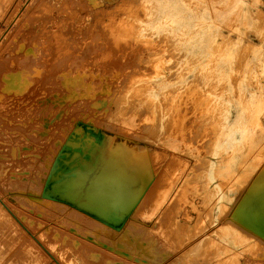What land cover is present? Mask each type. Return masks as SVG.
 <instances>
[{
    "label": "rangeland",
    "instance_id": "1",
    "mask_svg": "<svg viewBox=\"0 0 264 264\" xmlns=\"http://www.w3.org/2000/svg\"><path fill=\"white\" fill-rule=\"evenodd\" d=\"M13 1L15 5L18 4L19 6L14 15V19H8L9 13L4 12V9L8 6V1H1L4 7L2 11L0 10V79H2V75L7 72L22 70L26 72L25 74L27 75L28 82L23 86V90L20 93L0 97V118H2L0 121V136L3 135L0 137V230L4 232L2 238H6L7 245L10 247L8 258L4 263H2V259H0V264H32L30 261H34L33 264H62L55 253V243H57V241L61 242V238H63L65 242L76 240L80 242L79 244L82 246H84L83 243L88 242L86 240H88V236L90 237L91 234L94 240H96L94 236L96 230H94L92 225H88L91 222L87 223L85 220L81 221L76 219L73 212V208L83 200L84 190L90 182L85 186L83 191L81 190L82 193L81 191L79 192V197L75 199V202L71 203L73 197L76 196L75 192L73 195L71 194L67 197L66 194L63 197L61 191L60 194L56 196L57 198H47V200L55 199L56 201L61 200L59 196L66 198L53 209H49L50 207L46 205V198L40 196V201L39 197H33L30 193L39 195L38 189L41 185V177L43 178L44 175L47 174V169L49 172V167L54 161V159H51L53 151H58L57 154L63 151L62 145L64 142V146L68 144V147L70 145V147L72 149L74 147L73 150L76 151L75 156H73L75 159L73 158L72 160L74 161L72 162L74 168L71 167V170L73 171L75 169V171L68 175L69 178L67 175H64L60 185L63 183L66 184V182L68 183L72 180L69 182L70 184L76 177H79V174L76 173L78 168L79 170L83 168L81 171L86 170V175L89 174L88 177L94 174L91 177V181L94 179V176L96 178L99 175L98 178L101 185L99 188H94L96 190L102 189V187L105 186V184H103L105 181L117 179L115 173L121 171H118L115 167L117 165L116 159H112V163H110L109 166L106 163V156L103 157L105 152L104 147L106 148L107 146L105 144H108L107 141H110L112 135V138L116 141H126L128 144L130 143L129 145L132 148L134 146L136 150L145 149L154 154V160L156 159L155 163L157 165L156 173L153 175L154 178L152 177L149 186V188L153 186L151 200L149 204L140 211L136 218V226L140 228V234L137 239L141 247L139 246L138 249H135L136 251L129 248H126V250L130 252H142L146 249V252L143 251L145 255H142V257L148 260H143L141 258L138 261L139 264H215V260L223 255L227 245L232 242V236L230 237L227 233L225 234L217 223V225L213 224L214 226L212 228V224L210 223L211 218H213V216L216 218L219 212L225 211L226 209L233 212V215L242 212L246 214L254 208H264V175H262V173L264 174V170L259 172V175H256V180H254L256 177L254 176L252 180L254 182L251 181L252 183H249L248 186L245 185L247 183L246 179L251 177L250 175H254L256 163L260 157L264 156V0H105V2L104 0H97L96 5L90 3L88 0H50L51 2H49V0ZM39 2L43 4H39ZM114 4H119V8L116 7L118 11L116 9V11L112 10L113 7L115 8ZM61 5L64 8H62ZM111 5L113 6L109 7ZM65 6L70 10L65 9ZM71 7H73V9H71ZM99 10H101V13ZM106 10H111L110 13H112V11L114 13H112V15L108 14L109 12L107 11L106 13ZM92 11H96L97 14L94 12L95 14L92 16ZM34 12L36 13L34 14ZM98 12L100 14H98ZM31 16L35 18H33L34 21ZM39 16H45L44 18L42 17L43 21ZM46 16H48V18L50 16L51 19H45ZM259 17L262 18L260 19ZM29 20L32 22L29 23ZM44 21H47V23ZM43 23L44 25H42ZM89 24H91V30L87 29ZM59 25H62V28ZM67 26L68 29H66ZM59 28L60 30H57ZM62 29L63 33L61 32ZM55 30H57L58 33ZM46 31L47 33H45ZM64 31H67L65 35ZM69 32L73 34L71 33L70 35ZM21 33L25 35H21ZM149 37L150 39L152 37L151 42H149L150 39L148 41L146 40V38L148 39ZM113 38L114 40H112ZM142 38L144 41H142ZM13 40L15 42H13ZM122 40L126 43L129 41V43L126 44ZM145 41H147L148 44L152 43V47L153 41H155L154 50L151 49V45H148ZM130 42L133 45L132 47L130 46ZM142 42L144 44H142ZM137 43H139L138 46ZM160 43L162 46H159L161 50L158 48ZM242 43L244 45H242ZM22 44L26 46L24 47ZM108 46H110V49H108ZM128 46H130L132 50L130 47L128 48ZM139 46L143 47L142 49H144V51L141 50V48L139 49ZM28 47L32 48L33 51H31V49L28 50ZM135 47H138V50ZM155 47H157V49H155ZM145 48L153 52L149 51V53ZM48 50L49 52H47ZM60 52H63V55ZM134 53L136 56L135 58ZM7 54L8 56H5ZM34 56L40 57L37 59ZM137 56L142 62L138 60ZM4 58H7V60ZM76 58L80 59L76 60ZM143 58L147 63L142 60ZM22 59L23 62H21ZM56 59L58 61H56ZM71 61L74 64L70 63ZM3 62L6 63L4 64ZM53 64L54 66H52ZM68 65L70 66L68 67ZM146 65H148V67L151 66V68H146L147 70H151L147 71L145 68L143 69ZM171 65H173V67ZM134 66L137 67L135 68ZM145 70L147 73L144 72ZM149 71H151V73H149ZM140 72H142V74ZM74 76H78L79 79L77 83L72 84V79L69 78ZM134 76L136 78H134ZM1 82L0 80V83ZM55 82L57 85L54 84ZM186 84L187 86H185ZM59 85L61 87H59ZM78 85H80V87ZM179 86H182V88L177 89ZM72 87L81 90V92H90L92 95L82 96L80 98L73 97L75 99H71L72 105H75L77 100L80 102L77 104V106H79L76 110L73 111V109L72 112L68 109L70 108V101L67 96L64 98L67 101H58L56 105H54L55 102L51 100L55 98L58 99V96H62L63 98V96L67 94V90ZM173 90L174 92H170ZM182 90L184 92L183 95ZM105 93L106 95H104ZM167 95H171L172 98H169L170 96L167 97ZM108 96L110 99L114 98L111 99L114 105L110 103V108H106L105 110L102 109L101 106L93 105L94 109L91 111L89 104L92 105L93 100H97L96 103H98V101L100 102L104 97V99H107ZM180 97H184L183 101H181L182 98ZM99 98L101 99L99 100ZM48 99L50 100L48 101ZM203 99L204 102L207 100H209V102H206L205 105ZM107 100L111 102L109 99ZM185 100L187 101L185 102ZM82 101L83 103L81 104ZM9 102L11 104H9ZM165 103H167V106ZM200 104H203V106L200 107ZM84 105H87L89 108ZM118 105L120 110L116 111V109H119L117 108ZM188 105L191 107L188 108ZM123 106H125V109ZM180 107H182V110ZM58 110L63 114L56 118L55 112L58 113ZM138 110L142 112L140 113ZM84 111H86V113H84ZM69 113H72V115ZM65 117L69 118L65 119ZM188 117L189 120H186ZM61 118L63 119L61 120ZM201 118L204 120L202 119L201 121ZM46 119L51 120H48L50 124L46 123L48 122ZM90 119L92 120L90 121ZM190 119H193L194 122ZM43 121H45L44 125L42 124ZM185 121L189 122L184 123ZM190 121L192 122L191 124ZM72 123L75 124L72 125ZM142 123L143 125L140 128L139 124ZM198 123L199 126H197ZM204 123L210 126H206ZM45 124H48L47 127ZM81 124L85 127L83 129L85 133L89 132L88 134L83 133V125ZM92 125L95 127L93 128L94 130L92 128L88 130L87 128L92 127ZM201 125H205L206 128ZM146 127V130L143 129ZM19 128L21 129L19 130ZM54 128H57V130ZM173 128L174 130H171ZM200 129L203 132L199 133ZM105 131L107 133H104ZM70 133L71 135H69ZM73 133L78 134L75 135ZM80 133L84 138L86 136V138H91L92 136L91 139L94 138L93 141L91 139L81 138L79 135ZM199 134L203 137L199 136ZM68 135L70 137L72 136V146L69 144L70 137ZM88 135L91 136L88 137ZM105 136L107 138L105 139L106 142L100 143L98 140L103 141L102 139H104L103 137ZM65 137H69V139L67 138L68 141L66 139L67 144ZM79 137L80 142H77V140L79 141ZM185 137L188 138L186 139ZM96 138H98V140ZM74 141L75 144L77 142L76 145ZM191 141L193 142L191 143ZM206 142L208 143L206 144L207 148L206 145H203ZM78 143L82 145V147H80ZM88 143L92 148H89V145L86 146ZM44 145H46V147ZM83 145H85L86 149L88 147V151ZM202 145L203 147H199ZM120 146L121 145L116 149V155H122L124 153V156H126V149ZM122 146L124 145L122 144ZM260 146L262 147L260 148ZM79 147L85 150L81 149V152H77L76 148L80 149ZM183 147L185 148L183 149ZM166 148H168V150ZM205 148L207 150H205ZM91 149L93 150L91 151ZM256 149L258 150L255 152ZM56 151L54 152V158L56 157L55 155H57ZM251 152H253L254 155ZM84 153L90 155H85V157H83ZM169 153L171 155H169ZM173 154L175 155L174 157ZM115 157L119 158V156ZM175 157H177V159ZM85 158H87L86 161ZM169 158H171V161H174L171 163H174L175 166L172 164V167L170 166L171 169L168 171L166 168H169V165H167L170 163ZM178 158H182V161L180 159V161H178ZM83 161H85L84 165ZM175 161L178 163L175 164ZM203 162H206V164ZM163 164L168 167L166 166V168H164L165 166ZM88 165L90 168H88ZM119 166L120 165H118V167ZM162 167L165 170L160 171ZM262 168L264 169V166ZM246 171L248 172L246 173ZM111 172H115V175L107 177V174ZM185 172H187L186 175H184ZM243 172L248 176L246 177ZM75 173L77 176H74ZM168 174H170V178L167 176ZM236 174H238V176ZM70 175H73L75 178ZM12 176L16 178L12 179ZM20 176L23 177L21 178ZM236 176L241 179L238 178L237 181ZM27 177L30 181L24 180L28 179ZM260 177L263 178L260 179ZM44 179H46V175ZM80 184L76 185V191L80 188ZM26 185L28 187H26ZM247 188H251L253 191ZM240 189H244V196L240 197ZM257 191L260 192L258 193ZM245 196L248 198L252 196V200L244 199ZM93 200L94 199H92V201H87L89 204L91 203L90 206L95 208H92L95 210H92L96 213L95 215L92 211L88 214L94 221L101 220L100 218H102L103 221L101 220L98 222H102V224L104 223L105 225L109 218V224L106 225L111 224V227H113L112 224L118 226L122 224V226H124L123 221L120 222L121 220H118L117 222L119 224H117L116 221L113 222L112 220L114 219L102 210L107 205L105 206L104 204L103 206V204L94 202ZM166 201L168 203H166ZM111 207H113V209ZM111 207H106V209L113 212H122L121 214L124 216V210L121 211L120 209L119 211V208L114 205ZM98 209H100L99 211H101V213ZM90 214H93V217ZM97 215L98 217L100 216V218H94ZM238 219L239 216L234 218L236 222L242 221ZM251 220L252 219H250V223H253ZM261 222L264 221L262 220ZM152 226L153 228L155 227V230L151 228ZM247 227L251 228L250 226ZM247 227L243 226L244 229H249ZM210 228H212L213 231H218L216 233L209 231ZM161 233L165 236L166 234H170L172 238H176L173 241L171 236L167 239L168 236L165 238ZM153 235L155 237H153ZM78 236L80 238H78ZM169 239L172 240L169 241ZM176 239L179 243L178 245L182 246V249L188 244H192L193 241H195L194 247L196 248L198 246V248L188 256L181 257L179 254L181 258L177 256L178 259L175 258V261H169L167 259L169 258L167 257L169 255L168 253H171L174 249L172 246V249H168L167 247H169L170 244L177 246ZM101 240L104 243L113 245H115L117 241L115 238L111 240L112 243L104 238ZM248 242L249 241H244V244L247 245L244 247L245 249L249 248L250 244H248ZM31 245L38 248L39 254H37V256H35L37 250L31 247ZM92 245L90 246V250L96 255L93 256V260L98 261L95 262V264L99 262L102 263L99 256L103 257L105 255L104 264H111L109 261H106V259L111 258L113 255V257L121 258L120 255L116 254V256L115 253H110L111 248L107 245L103 244L99 247H94L95 244ZM230 245L232 244L230 243ZM102 246L106 247L103 248ZM122 248L124 250V247ZM160 253L161 256L164 255V258L160 256L164 261L157 259ZM149 255L154 256L157 260L152 257L150 258ZM193 255L203 259L205 258L206 261L196 262V259H193ZM132 261H130L132 264H136L135 260ZM90 264L94 263L91 262Z\"/></svg>",
    "mask_w": 264,
    "mask_h": 264
},
{
    "label": "bare ground",
    "instance_id": "2",
    "mask_svg": "<svg viewBox=\"0 0 264 264\" xmlns=\"http://www.w3.org/2000/svg\"><path fill=\"white\" fill-rule=\"evenodd\" d=\"M1 1H3V0H0V10L2 11L3 10V3L1 2ZM4 1H8V6L6 7V9H4V12H8L9 13V17H8V19H14V15H15V13H16V11H17V9H18V4H14V1L13 0H4ZM66 1V0H65ZM64 1V2H65ZM88 1H90V3H93L94 5H96V2H97V0H88ZM127 1V0H126ZM43 2V1H42ZM42 2H39V4L41 3V4H43ZM49 2H51L50 0H49ZM63 2V3H64ZM104 2H105V0H104ZM125 2V1H124ZM47 3V2H46ZM46 3H45V5H46ZM62 3V4H63ZM67 3H68V1H67ZM11 4V5H10ZM51 4V3H50ZM70 4V3H69ZM68 4V5H69ZM89 4V3H88ZM14 5H15V7H14ZM48 5H49V3H48ZM91 5V4H90ZM108 5V4H107ZM115 5V4H114ZM119 5V4H118ZM118 5L116 4L115 5V8L113 9L112 8V10H115L116 9V7H118ZM123 5V4H122ZM34 6V5H33ZM40 6V5H39ZM38 6V7H39ZM42 6V5H41ZM87 6H89V5H87ZM100 6V5H99ZM113 5H111V6H109V7H112ZM37 7V6H36ZM50 7V6H49ZM58 7V6H57ZM61 7H62V5H61ZM60 7V8H61ZM70 7V6H69ZM74 7V6H73ZM73 7H71V9H73ZM86 7V6H85ZM84 7V8H85ZM97 7V6H96ZM101 7H103V6H101ZM13 8V9H12ZM62 8H64V7H62ZM61 8V9H62ZM88 8V7H87ZM86 8V9H87ZM100 8V7H99ZM107 9H109L108 7H106ZM119 8V7H118ZM53 9H55V8H53ZM56 9H59V8H56ZM60 9V10H61ZM65 9H67V7L65 6ZM69 9V8H68ZM67 9V10H68ZM98 9V8H97ZM46 10H47V8H46ZM51 10V9H50ZM49 10V11H50ZM70 10V9H69ZM92 10V9H91ZM117 10V9H116ZM115 10V11H116ZM34 11V10H33ZM36 11V10H35ZM42 11V10H41ZM40 11V12H41ZM48 11V10H47ZM63 11V10H62ZM66 11V10H65ZM101 10H99V12H100ZM104 11V10H103ZM103 11H102V13H103ZM107 11L109 12L108 14H111L112 15V13H114L113 11H112V13H110V11L109 10H106V13H107ZM118 11V10H117ZM259 11H260V9H259ZM37 12V11H36ZM36 12H34V14L36 13ZM67 12H69V11H67ZM72 12V11H71ZM71 12H70V14H71ZM89 12V11H88ZM94 12H96V11H94ZM93 11H92V13H93V15L92 16H94V13ZM98 12V14H100ZM105 12V11H104ZM87 13V12H86ZM90 13H91V11H90ZM89 13V14H90ZM116 13V12H115ZM120 13V12H119ZM119 13H118V15H119ZM258 13H261V12H258ZM30 14H33V13H30ZM48 14V13H47ZM51 14V13H50ZM80 14V13H79ZM84 14V13H83ZM96 14H97V12H96ZM123 14V13H122ZM121 15V14H120ZM260 15V14H259ZM264 15V14H263ZM263 15H262V17H263ZM34 16V15H33ZM33 16H31L32 17V20L34 21V17ZM37 16V15H36ZM68 16V15H67ZM90 17H91V14L89 15ZM6 17V16H5ZM30 17V18H31ZM39 17H41V16H39ZM43 17V16H42ZM41 17V18H42ZM45 17V16H44ZM43 17V18H44ZM65 17V16H64ZM261 17V18H262ZM34 18V19H33ZM38 18V17H37ZM43 18H42V21H43ZM48 18V16H46V18L45 19H47ZM49 18H50V16H49ZM49 18H48V20H49ZM68 18V17H67ZM260 18V17H259ZM260 18V19H261ZM44 19V20H45ZM51 19V18H50ZM58 19V18H57ZM15 20H17V19H15ZM31 20V19H30ZM29 20V23L30 22H32V21H30ZM40 20V19H39ZM54 20V19H53ZM62 20V19H61ZM74 20V19H73ZM71 21V20H70ZM86 21V20H85ZM261 21V20H260ZM264 21V20H263ZM44 22H46L47 23V21H44ZM37 23V22H36ZM64 23V22H63ZM84 23V22H83ZM34 24V23H33ZM82 24V23H81ZM88 24V23H87ZM86 24V25H87ZM129 24V23H128ZM21 25V24H20ZM23 25V24H22ZM32 25V24H31ZM42 25H44V23L42 24ZM67 25H69V24H67ZM135 25V24H134ZM30 26V25H29ZM46 26V25H45ZM60 26V25H59ZM71 26V25H70ZM117 26V25H116ZM138 26V25H137ZM24 27V26H23ZM31 27H33V26H31ZM43 27V26H42ZM41 27V28H42ZM61 28H62V25L60 26ZM139 27V26H138ZM46 28V27H45ZM57 28H58V25H57ZM73 28V27H72ZM77 28V27H76ZM263 28V27H262ZM28 29V28H27ZM32 29V28H31ZM44 29V28H43ZM66 29H68V26H67V28ZM65 29V30H66ZM88 30H91V24H89L88 25V28H87ZM264 29V28H263ZM21 30V29H20ZM19 30V31H20ZM25 30V29H24ZM23 30V31H24ZM33 30V29H32ZM57 30H60V28L59 29H57ZM57 30H55L56 32H57ZM70 30V29H69ZM133 30H135V29H133ZM16 31V30H15ZM51 31V30H50ZM63 31V29L61 30V32ZM68 31V30H67ZM67 31H64V35H65V32H67ZM141 31V30H140ZM263 32V31H262ZM19 33V32H18ZM36 33H38V32H36ZM42 33V32H41ZM45 33H47V31L45 32ZM49 33V32H48ZM58 33V32H57ZM63 33V32H62ZM70 33V32H69ZM72 33V32H71ZM71 33H70V35H71ZM50 34H51V32H50ZM49 34V35H50ZM73 34V33H72ZM13 35V34H12ZM21 35H25V34H23V33H21ZM67 35V34H66ZM124 35V34H123ZM16 36H17V34H16ZM28 36V35H27ZM26 36V37H27ZM44 36V35H43ZM51 36V35H50ZM61 36V35H60ZM147 36V35H146ZM19 37V36H18ZM52 37V36H51ZM56 37V36H55ZM63 37V36H62ZM61 37V38H62ZM70 37H72V36H70ZM69 37V38H70ZM24 38V37H23ZM60 38V39H61ZM66 38V37H65ZM75 38V37H74ZM111 38V37H110ZM109 38V39H110ZM141 38V37H140ZM160 38V37H159ZM14 39V38H13ZM16 39V38H15ZM32 39V38H31ZM51 39H53V38H51ZM68 39V38H67ZM66 39V40H67ZM76 39V38H75ZM145 39V38H144ZM150 39V37L147 39L146 38V40L148 41ZM162 39V38H161ZM38 40H41V39H38ZM73 40V39H72ZM112 40H114V38L112 39ZM120 40V39H119ZM129 40V39H128ZM133 40V39H132ZM168 40H170V39H168ZM247 40V39H246ZM19 41V40H18ZM56 41H58V40H56ZM65 41V40H64ZM69 41V40H68ZM67 41V42H68ZM123 41V40H122ZM142 41H144L143 40V38H142ZM147 41H145V43L147 42ZM152 41V37H151V39L149 40V42H151ZM159 41V40H158ZM13 42H15L14 40H13ZM13 42H11V43H13ZM24 42V41H23ZM22 42V43H23ZM50 42H51V40H50ZM60 42V41H59ZM113 42H115V41H113ZM124 42V41H123ZM122 42V43H123ZM135 42H136V40H135ZM170 42V41H169ZM250 42V41H249ZM21 43V42H20ZM71 43H72V41H71ZM120 43V42H119ZM118 43V44H119ZM124 43H126V42H124ZM127 43H129V41L127 42ZM126 43V44H127ZM131 43V42H130ZM164 43V42H163ZM43 44V43H42ZM62 44V43H61ZM112 44V43H111ZM115 44V43H114ZM125 44V45H126ZM136 44V43H135ZM142 44H144L143 42H142ZM147 44H148V42H147ZM150 45L152 44V43H149ZM148 44V45H149ZM154 44H155V41H153V47H154ZM23 45V44H22ZM29 45V44H28ZM35 45H36V43H35ZM41 45V44H40ZM54 45V44H53ZM63 45V44H62ZM109 45H110V42H109ZM117 45V44H116ZM120 45H121V43H120ZM139 45V43H137V46ZM140 45H141V42H140ZM156 45H157V42H156ZM155 45V46H156ZM242 45H244L243 43H242ZM252 45V44H251ZM17 46V45H16ZM21 46V45H20ZM24 46V45H23ZM26 46V45H25ZM24 46V47H25ZM58 46H60V45H58ZM69 46V45H68ZM114 46V45H113ZM123 46H124V44H123ZM130 46L132 47L133 45H132V43L130 44ZM130 46H128V48L130 47ZM159 46H161V43H160V45H158V48H160V50H161V47H159ZM171 46V45H170ZM255 46V45H254ZM8 47H11V46H8ZM7 47V48H8ZM62 47V46H61ZM60 47V48H61ZM110 46H108V49H110L109 48ZM116 47H118V46H116ZM115 47V48H116ZM122 47V46H121ZM131 47H130V49H131ZM143 47H144V45H143ZM143 47H140L139 46V49L141 48V50H143L144 51V49H142ZM147 47V46H146ZM150 47H152V45L150 46ZM153 47L151 48V49H153ZM6 48V49H7ZM37 48V47H36ZM112 48V47H111ZM119 48V47H118ZM136 48V47H135ZM138 48V47H137ZM136 48V49H137ZM26 49V48H25ZM29 49H31V51H33L32 50V48H29L28 47V50ZM54 49V48H53ZM121 49V48H120ZM124 49V48H123ZM146 49V48H145ZM155 49H157V47H155ZM164 49V48H163ZM221 49V48H220ZM15 50V49H14ZM16 50H18V49H16ZM114 50V49H113ZM132 50V49H131ZM138 50V49H137ZM147 50V49H146ZM145 50V51H146ZM154 50V49H153ZM159 50V49H158ZM2 51V50H1ZM20 51V50H19ZM22 51V50H21ZM43 51V50H42ZM110 51V50H109ZM148 51V50H147ZM150 52L152 51V50H149ZM148 51V52H149ZM5 52V51H4ZM3 52V53H4ZM18 52V51H17ZM37 52H38V50H37ZM47 52H49V50L47 51ZM53 52V51H52ZM119 52V51H118ZM140 52H142V51H140ZM148 52H147V55H148ZM149 52V53H150ZM153 52V51H152ZM249 52V51H248ZM30 53V52H29ZM41 53V52H40ZM61 54L63 53V52H60ZM135 53H137V52H135ZM135 53H134V58L136 57L135 56ZM18 54V53H17ZM24 54V53H23ZM61 54H59V55H61ZM2 55V54H1ZM39 55H42V54H39ZM44 55V54H43ZM63 55V54H62ZM117 55V54H116ZM127 55V54H126ZM129 55H130V53H129ZM128 55V56H129ZM137 55H139V54H137ZM5 56H8V54L7 55H5ZM125 56V55H124ZM132 56V55H131ZM142 56V55H141ZM140 56V57H141ZM146 56V55H145ZM144 56V57H145ZM149 56V55H148ZM152 56V55H151ZM165 56V55H164ZM240 56V55H239ZM29 57V56H28ZM35 57V56H34ZM40 57V56H39ZM39 57H35V58H39ZM43 57V56H42ZM57 57V56H56ZM143 57V56H142ZM147 57V56H146ZM243 57V56H242ZM24 58V57H23ZM31 58V57H30ZM44 58V57H43ZM52 58V57H51ZM58 58V57H57ZM112 58V57H111ZM137 58H138V56H137ZM149 58H150V56H149ZM167 58V57H166ZM246 58V57H245ZM4 59H6L7 60V58H4ZM24 59H26V58H24ZM59 59V58H58ZM62 59V58H61ZM78 58H76V60H77ZM80 59V58H79ZM78 59V60H79ZM83 59V58H82ZM120 59H121V57H120ZM145 59H147V58H145ZM239 59V58H238ZM17 60V59H16ZM36 60V59H35ZM113 60V59H112ZM111 60V61H112ZM135 60V59H134ZM138 60L140 61V58H138ZM137 60V61H138ZM143 61H145L144 60V58L142 59ZM161 60V59H160ZM25 61V60H24ZM33 61V60H32ZM44 61V60H43ZM55 61V60H54ZM56 61H58L57 59H56ZM59 61H60V59H59ZM74 61V60H73ZM117 61V60H116ZM136 61V62H137ZM7 62V61H6ZM6 62H3L4 64L6 63ZM21 62H23V59L21 60ZM37 62V61H36ZM35 62V63H36ZM75 62V61H74ZM140 62H142V61H140ZM27 63V62H26ZM57 63V62H56ZM55 63V64H56ZM70 63H73L72 61L70 62ZM113 63V62H112ZM145 63H147L146 61H145ZM144 63V64H145ZM174 63V62H173ZM25 64V63H24ZM33 64V63H32ZM67 64H68V62H67ZM74 64V63H73ZM141 64V63H140ZM143 64V65H144ZM238 64V63H237ZM243 64V63H242ZM20 65V64H19ZM23 65V64H22ZM37 65V64H36ZM42 65V64H41ZM71 65V64H70ZM70 65H68V67L70 66ZM123 65V64H122ZM151 65H153V64H151ZM239 65V64H238ZM24 66V65H23ZM22 66V67H23ZM28 66V65H27ZM31 66V65H30ZM52 66H54V64L52 65ZM119 66H121V65H119ZM165 66V65H164ZM172 67H173V65H171ZM24 67H26V66H24ZM32 67V66H31ZM63 67V66H62ZM135 68L137 67V66H134ZM148 67V65H146V67H143V69L145 68H147ZM37 68V67H36ZM40 68V67H39ZM43 68V67H42ZM65 68V67H64ZM73 68V67H72ZM125 68V67H124ZM130 68H132V67H130ZM141 68V67H140ZM148 68H151V66L150 67H148ZM161 68H162V66H161ZM166 68V67H165ZM14 69V68H13ZM142 69V68H141ZM143 69H142V71H143ZM5 70V69H4ZM139 70V69H138ZM147 70V69H146ZM146 70L144 71V72H146ZM148 70H151V69H148ZM147 70V71H148ZM153 70V69H152ZM165 71V70H164ZM163 71V72H164ZM143 72V73H144ZM26 72L24 71H22V70H18V71H13V72H7V73H5V74H3L2 75V79H0L2 82L0 83V97H5V96H9V95H11V94H15V93H20L22 90H23V86L28 82V78H27V75L25 74ZM54 73H55V71H54ZM141 74H142V72H140ZM147 73V72H146ZM149 73H151V71H149ZM172 73V72H171ZM170 73V74H171ZM174 73V72H173ZM49 74V73H48ZM140 74V75H141ZM136 75V74H135ZM139 75V74H138ZM137 76V75H136ZM46 77V76H45ZM44 77V78H45ZM61 77V76H60ZM231 77H233V76H231ZM58 78V77H57ZM132 78H133V76H132ZM134 78H136L135 76H134ZM235 78V77H234ZM69 79H72V84H75V83H77V81H78V76H74V77H71V78H69ZM237 79V78H236ZM42 80H43V78H42ZM45 80H47V79H45ZM53 80V79H52ZM197 80H199V79H197ZM48 81V80H47ZM126 81H127V79H126ZM132 81H134V80H132ZM235 81V80H234ZM38 82V81H37ZM54 82V81H53ZM52 82V83H53ZM129 82V81H128ZM188 83V82H187ZM236 83V82H235ZM54 84H56V82L54 83ZM53 84V85H54ZM70 84V83H69ZM184 84V83H183ZM36 85V84H35ZM57 85V84H56ZM77 85V84H76ZM79 87H80V85H78ZM185 86H187V84L185 85ZM38 87V86H37ZM44 87V86H43ZM42 87V88H43ZM46 87H50V86H46ZM59 87H61L60 85H59ZM128 87V86H127ZM119 88V87H118ZM182 88V86H179L177 89H181ZM186 88V87H185ZM185 88H184V90H185ZM188 88V87H187ZM207 88V87H206ZM205 88V89H206ZM34 89V88H33ZM38 89V88H37ZM58 89V88H57ZM59 89H61V88H59ZM63 89V88H62ZM190 89H191V87H190ZM52 90H54V89H52ZM51 90V91H52ZM171 90V89H170ZM63 91V90H62ZM123 91V90H122ZM169 91V90H168ZM188 91V90H187ZM204 91V90H203ZM97 92V91H96ZM102 92V91H101ZM170 92H174V90L173 91H170ZM177 92H179V91H177ZM177 92H176V95H177ZM182 92H183V90H182ZM236 92V91H235ZM38 93V92H37ZM103 93H104V91H103ZM188 93V92H187ZM186 93V94H187ZM184 94V92L182 93V95ZM30 95V94H29ZM36 95V94H35ZM89 95H92L90 92H81V90H79V89H76V88H74V87H72L71 89H69V90H67V94H65L64 96H63V98H62V96H58L59 98L58 99H54V100H51V101H54L55 102V104L54 105H56V102H58V101H60V102H62V101H65L66 99H64V98H66L65 96H67V98L69 97V101H70V108H68L69 109V111L71 110V112H72V110L73 111H75L76 110V108L79 106H77V104L80 102L79 100H77V102H76V104L75 105H72V101H71V99H75L76 97L77 98H80V97H82V96H89ZM104 95H106V93L104 94ZM111 95V94H110ZM172 95V94H171ZM167 95V97L168 96H170L169 98H172V96H175V95ZM26 96V95H25ZM28 97V96H27ZM26 97V98H27ZM53 97V96H52ZM61 97V98H60ZM73 97H75V98H73ZM103 97V96H102ZM101 97V98H102ZM107 97V96H106ZM47 98V97H46ZM93 98V97H92ZM96 98V97H95ZM98 98V97H97ZM101 98H99V100L101 99ZM105 98V97H104ZM101 99V101L99 102L98 101V103H96V101H94L93 99V102H92V105H90L89 104V106L91 107L90 109H91V111L94 109V106L93 105H96V106H101L102 107V109H108V108H110L109 107V105H110V103H112L113 104V102H112V100L111 99H114V98H111L110 99V97L108 96V98L107 99H109L111 102H109L107 99ZM180 98H182V100L181 101H183V98L184 97H180ZM180 98H179V100H180ZM53 99V98H52ZM89 99V98H88ZM44 100V99H43ZM50 99H48V101H49ZM89 100H91V99H89ZM106 100V101H105ZM171 100V99H170ZM169 100V101H170ZM188 100V99H187ZM187 100H185V102L187 101ZM1 101V100H0ZM50 101V102H51ZM67 101V100H66ZM84 101H86V100H84ZM168 101V100H167ZM166 101V102H167ZM108 102V103H107ZM189 102V101H188ZM187 102V103H188ZM203 102H204V99H203ZM202 102V103H203ZM206 102H209V100H207ZM206 102H204V104L206 105ZM20 103V102H19ZM39 103V102H38ZM83 103V101L81 102V104ZM85 103V102H84ZM107 103V104H106ZM152 103V102H151ZM176 103V102H175ZM9 104H11L10 102H9ZM14 104V103H13ZM80 104V105H81ZM87 104V103H86ZM167 103H165V105H166ZM178 104H179V102H178ZM183 104V103H182ZM42 105V104H41ZM114 105V104H113ZM151 105V104H150ZM180 105H181V102H180ZM185 105H187V104H185ZM204 105V106H205ZM83 106V105H82ZM84 106H87V105H84ZM167 106V105H166ZM183 106V105H182ZM197 106H198V104H197ZM203 106V104H200V107H202ZM68 107V106H67ZM88 107V106H87ZM99 107H97V108H99ZM124 107V109H125V106H123ZM163 107V106H162ZM191 107V106H190ZM189 107V105H188V108H190ZM23 108V107H22ZM44 108V107H43ZM89 108V107H88ZM97 108H95V109H97ZM117 108H119V105L117 106ZM149 108V107H148ZM182 107H180V109H181ZM187 108V107H186ZM63 109V108H62ZM83 109H85V108H83ZM82 109V110H83ZM129 109H131V108H129ZM142 109V108H141ZM204 109V108H203ZM24 110V109H23ZM48 110V109H47ZM59 110H61V109H59ZM59 110H58V113L57 112H55L56 113V115H55V117L56 118H58V116L60 117L63 113L62 112H59ZM117 110H120V108L119 109H116V111ZM133 110V109H132ZM140 110V109H139ZM138 110V111H139ZM182 110V109H181ZM190 110H192V109H190ZM189 110V111H190ZM197 110V109H196ZM4 111V110H3ZM18 111V110H17ZM20 111V110H19ZM62 111V110H61ZM81 111V110H80ZM86 111H87V109H86ZM86 111H84V113H86ZM97 111V110H96ZM98 111H99V109H98ZM102 111V110H101ZM128 111V110H127ZM130 111V110H129ZM150 111H152V110H150ZM40 112V111H39ZM132 112V111H131ZM140 112V111H139ZM142 112V111H141ZM140 112V113H141ZM144 112V111H143ZM180 112H182V111H180ZM47 113V112H46ZM68 113V112H67ZM90 113V112H89ZM101 113V112H100ZM99 113V114H100ZM109 113V112H108ZM128 113V112H127ZM126 113V114H127ZM145 113V112H144ZM147 113V112H146ZM149 113V112H148ZM188 113V112H187ZM197 113V112H196ZM198 113H199V111H198ZM11 114V113H10ZM21 114V113H20ZM38 114V113H37ZM70 114V113H69ZM74 114V113H73ZM104 114V113H103ZM143 114V113H142ZM185 114H186V112H185ZM202 114V113H201ZM19 115V114H18ZM70 115H72V113L70 114ZM88 115V114H87ZM94 115V114H93ZM96 115V114H95ZM109 115V114H108ZM112 115H114V114H112ZM205 115V114H204ZM29 116V115H28ZM191 116V115H190ZM189 116V117H190ZM201 116V115H200ZM12 117V116H11ZM14 117V116H13ZM19 117V116H18ZM24 117V116H23ZM80 117H81V115H80ZM189 117L186 119V120H189ZM192 117V116H191ZM202 117V116H201ZM45 118V117H44ZM67 117H65V119H66ZM69 118V117H68ZM67 118V119H68ZM137 118V117H136ZM1 119L2 118H0V121H1ZM4 119V118H3ZM53 119H55V118H53ZM60 119V118H59ZM63 118H61V120H62ZM64 119V120H65ZM105 119V118H104ZM180 119V118H179ZM195 119V118H194ZM202 119L203 118H201V121H202ZM22 120V119H21ZM49 120V119H48ZM47 119H46V121H48ZM57 120V119H56ZM89 120V119H88ZM88 120H86V121H88ZM92 119H90V121H91ZM137 120V119H136ZM141 120H142V118H141ZM175 120V119H174ZM191 120V119H190ZM197 120V119H196ZM199 120V119H198ZM204 120V119H203ZM4 121V120H3ZM49 121H51V120H49ZM49 121L48 122H46V123H49ZM78 121H79V119H78ZM78 121H76V122H78ZM191 121H193V119L191 120ZM190 121V124L192 123ZM44 122L45 121H43V125H44ZM52 122H53V120H52ZM62 122V121H61ZM65 122H67V121H65ZM69 122V121H68ZM75 122V123H76ZM145 122V121H144ZM187 121H185L184 123H186ZM189 122V121H188ZM187 122V123H188ZM194 122V121H193ZM198 122H200V121H198ZM14 123V122H13ZM35 123V122H34ZM38 123V122H37ZM75 123H72V125L73 124H75ZM84 123V122H83ZM36 124V123H35ZM50 124V123H49ZM60 124V123H59ZM78 124V123H77ZM80 124V123H79ZM87 124V123H86ZM85 124V125H86ZM89 124V123H88ZM90 124H91V122H90ZM195 124V123H194ZM205 124V123H204ZM4 125H7V124H4ZM12 125V124H11ZM21 125V124H20ZM19 125V126H20ZM46 125V127H47V125L48 124H45ZM58 125V124H57ZM67 125H68V123H67ZM71 125V126H72ZM81 125H83V124H81ZM96 125V124H95ZM94 125V126H95ZM143 125V123L142 124H139V126H140V128H141V126ZM186 125V124H185ZM187 125H189V124H187ZM206 125V124H205ZM204 125V126H205ZM208 126H210L209 124H207ZM206 125V126H207ZM213 125V124H212ZM8 126V125H7ZM62 126V125H61ZM63 126H64V124H63ZM62 126V127H63ZM76 126V125H75ZM90 126V125H89ZM88 126V127H89ZM146 126V125H145ZM149 126H150V124H149ZM174 126V125H173ZM197 126H199V123H198V125ZM196 126V127H197ZM201 126H203V125H201ZM200 126V127H201ZM203 126V127H204ZM206 126H205V128H206ZM10 127V126H9ZM20 127H22V126H20ZM33 127V126H32ZM52 127V126H51ZM59 127V126H58ZM83 128H82V130L85 128L84 127V125L82 126ZM148 127V126H147ZM147 127L146 128H143V129H147ZM199 127V128H200ZM18 128V127H17ZM24 128V127H23ZM86 128H87V126H86ZM90 128H95V127H93V125H92V127H89V128H87L88 130L90 129ZM193 128L195 129V127H194V125H193ZM21 128H19V130H20ZM35 129V128H34ZM55 129V128H54ZM62 129H64V128H62ZM99 129V128H98ZM98 129H97V132H98ZM102 129V128H101ZM100 129V130H101ZM136 129V128H135ZM202 129H204V128H202ZM28 130V129H27ZM55 130H57V128L55 129ZM88 130H86V131H88ZM94 130V129H93ZM103 130V129H102ZM101 130V131H102ZM171 130H174V128L173 129H171ZM25 131V130H24ZM41 131V130H40ZM45 131H47V130H45ZM49 131V130H48ZM91 131V130H90ZM100 131V132H101ZM198 131V130H197ZM5 132V131H4ZM173 132V131H172ZM195 132V131H194ZM194 132H191V133H194ZM201 132H203V131H201V129H200V132L199 133H201ZM8 133H9V131H8ZM69 133V132H68ZM83 133H85V131L83 130ZM89 133V132H88ZM88 133H85V134H88ZM103 133V132H102ZM104 133H107L106 131L104 132ZM209 133V132H208ZM73 134H75V133H73ZM76 134H78V133H76ZM75 134V135H76ZM91 134H93V133H91ZM97 134V133H96ZM109 134V133H108ZM203 134V133H202ZM66 135H67V133H66ZM69 135H71V133L69 134ZM68 135V136H69ZM74 135V136H75ZM80 135V137L82 138L83 137V139H85L84 138V136H81V133L79 134ZM100 135V134H99ZM103 135V134H102ZM115 135V134H114ZM120 135V134H119ZM171 135V134H170ZM187 135V134H186ZM198 135V134H197ZM3 136V135H2ZM2 136H0V137H2ZM91 136V135H90ZM89 135H88V137H90ZM95 136V135H94ZM136 136V135H135ZM199 136H202V135H200L199 134ZM56 137V136H55ZM70 137V136H69ZM69 137H67L68 139H69ZM77 137V136H76ZM80 137H79V141L77 140V142H80ZM98 137V136H97ZM112 137H113V135H112ZM110 138V141H107L108 142V144H105V145H107L106 146V148L104 147V150H105V152H104V155H103V157L104 156H106V163L110 166V163H112V159L113 160H115L116 159V163H117V165L115 166L116 168H117V170L118 171H121V172H118V173H115V172H111V173H109V174H107L108 176L107 177H109V176H113V175H115L116 176V178L117 179H115V180H113V181H105L103 184H105V186H103L102 187V189H100V190H96V189H94V188H99L100 187V180H99V175L95 178V176H94V179H92V181H91V177L94 175H92V176H90V177H88L89 176V174L88 175H86L87 174V172H86V170H84V171H81L82 169H80L79 170V168H78V171L76 170V173L77 174H79V177H76V178H78V179H76L75 177H73V175L71 176V177H73V178H75V180H77V181H75L73 178H71V179H73L74 181L73 182H71L70 184H69V182L70 181H72V180H70L68 183L66 182V184H62V185H60V182H61V179H63L64 178V175H67V177L69 178V174H72V173H74L73 171H75V169L72 171L71 169L72 168H74L73 166H72V162H74V161H72L73 160V156H75V153H76V151L75 150H73L74 149V147H73V149L70 147V145H69V147L67 146L68 144H67V141H68V139L65 137V141H66V139H67V141H66V144L67 145H65L64 146V144H65V142H64V144L62 145L63 147V151H60L59 152V154H57V152L58 151H56V150H54L53 151V155H52V160L54 159V161L52 162V164H51V166L49 167V172H48V169L46 170L47 171V174H45L46 175V179H44V177H45V175H44V177L42 178L41 177V185H40V187H39V189H38V192H39V195L37 194V195H34V194H32V193H30L31 194V196H33V197H35V196H37V197H39V200H40V196H42L43 198H46V200H45V202L47 203H44V204H46L48 207H50L49 209H53V208H56L60 203H61V201H64L66 198H62V197H60L59 196V198H61V200H55V199H53V200H55V201H53V200H47V198H57L56 196H58V194H60V192L62 191V193H63V197H64V195H66L67 197L68 196H70L71 194L73 195L74 194V192H75V194H76V196H74L73 197V199L71 200V203L72 202H75V199L76 198H78L79 197V192L82 190L83 191V189L85 188V186L89 183V185L87 186V188L84 190L85 192H84V198H83V200H81L80 202H79V204L75 207V208H73V212H74V217L76 218V219H78V220H81V221H83V220H85L87 223L88 222H91L90 224H88V225H92V227L94 228V230H96V234L94 235L95 236V239L96 240H94V238H93V236H92V234H91V236L89 237L88 236V240H86V241H88L87 243H83L84 244V246H82V245H80L79 243L80 242H78V241H76V240H70L69 242L67 241V242H65L64 241V239L63 238H61V242H59V241H57V243H55V253H56V255H57V257H58V259H59V261L62 263V264H70V263H72V264H90L91 262L92 263H94L95 264V262H98V261H95V260H93V256H96V255H94V253H92L91 252V250H90V246L93 244L94 245V247H99V246H101V245H107V246H109L110 248H111V251H110V253H115V255L117 254V255H120V257L121 258H118V257H111V258H108V257H106V258H108V259H106V261H109L111 264H132L130 261H132V260H135V262H136V264H139L138 263V261H139V259H143V260H148V259H145L144 257H142V255L144 256L145 255V253L144 252H146L145 250H143L142 252H130V251H128V250H126V248L128 249H132V250H135V249H138L139 248V246H140V243H139V241H138V236H139V234H140V228L139 227H137L136 226V218H137V216H138V214L140 213V211L143 209V208H145L148 204H149V202H150V200H151V196H152V193H153V190H152V188H153V186H151L150 188H149V186H150V181H151V179H152V177H153V175L156 173V170H157V165H156V163H155V160H154V154H152V153H150L149 151H147V150H145V149H139V150H136L135 148H134V146H133V148L126 142V141H121V140H118V141H116L115 139H113V138ZM164 137V136H163ZM189 137V136H188ZM187 137V138H188ZM191 137V136H190ZM203 137V136H202ZM4 138V137H3ZM14 138V137H13ZM71 138H72V136L70 137V143L69 144H71ZM91 138H92V136H91ZM91 138H86V139H91ZM104 139H102L103 141H101V140H98V138H96L98 141H100V143L101 142H103V143H105L106 142V140L105 139H107L106 138V136L105 137H103ZM175 138V137H174ZM186 138V137H185ZM186 138V139H187ZM198 138V137H197ZM197 138H196V140H197ZM207 138V137H206ZM251 138V137H250ZM8 139V138H7ZM38 139V138H37ZM41 139H43V138H41ZM94 139V138H93ZM93 139H91L92 141H93ZM95 139V140H96ZM162 139V138H161ZM176 139V138H175ZM178 139H180V138H178ZM199 139V138H198ZM39 140V139H38ZM45 140V139H44ZM51 140H52V138H51ZM91 140H90V142H91ZM194 140H195V138H194ZM205 140V139H204ZM34 141H37V140H34ZM40 141H42V140H40ZM64 141V140H63ZM82 141V140H81ZM83 141H85V140H83ZM87 141V140H86ZM97 141V142H98ZM105 141V142H104ZM187 141V140H186ZM203 141V140H202ZM206 141V140H205ZM250 141V140H249ZM249 141H247V142H249ZM20 142V141H19ZM21 142L23 143V141L21 140ZM24 142H25V140H24ZM44 142V141H43ZM77 142H76V144H77ZM193 141H191V143H192ZM204 142V141H203ZM40 143H42V142H40ZM73 143V142H72ZM81 143H83V142H81ZM99 143V144H100ZM195 143V142H194ZM198 143V142H197ZM196 143V144H197ZM201 143V142H200ZM245 143V142H244ZM19 144V143H18ZM51 144V143H50ZM74 144H75V141H74ZM75 144V145H76ZM79 144V143H78ZM91 144V143H90ZM112 144V145H111ZM122 144L124 145V146H122ZM182 144V143H181ZM180 144V145H181ZM199 144V143H198ZM197 144V145H198ZM203 144V143H202ZM206 144H208L207 142L206 143H204L203 145H206ZM24 145V144H23ZM40 145V144H39ZM42 145V144H41ZM80 145V144H79ZM78 145V146H79ZM89 145V143L86 145V146H88ZM91 145H94L93 143L91 144ZM104 145V144H103ZM111 145V146H110ZM119 145H121L120 147H123L124 149H126V156H124V153L122 154V155H116V149H117V147L119 146ZM193 145V144H192ZM203 145L202 146H199V147H203ZM262 145V144H261ZM12 146V145H11ZM45 147H46V145H44ZM71 146H72V144H71ZM74 146V145H73ZM84 146V148H85V145H83ZM96 146V145H95ZM98 146V145H97ZM162 146V145H161ZM263 146V145H262ZM262 146H260V148L262 147ZM42 147V146H41ZM76 147V146H75ZM80 147H82V145H80ZM79 147V148H80ZM102 147V146H101ZM139 147V146H138ZM264 147V146H263ZM13 148V147H12ZM78 148V147H77ZM76 148V150H77V152H81V149L82 150H85L84 148H80V149H77ZM89 148H92V146L90 147V145H89ZM165 148V147H164ZM185 147H183V149H184ZM206 148H207V145H206ZM205 148V150H207ZM260 148H258V149H260ZM46 149V148H45ZM53 149V148H52ZM61 149V148H60ZM87 149H88V147H87ZM86 149V150H87ZM167 150H168V148H166ZM202 149V148H201ZM200 149V150H201ZM249 149H250V147H249ZM249 149H247V150H249ZM258 149H256L255 150V152L258 150ZM12 150V149H11ZM39 150V149H38ZM43 150V149H42ZM93 149H91V151H92ZM122 150V149H121ZM14 151V150H13ZM26 151V150H25ZM56 151V154L58 155H55L56 157L54 158V152ZM88 151V150H87ZM86 151V152H87ZM170 151H172V150H170ZM8 152V151H7ZM43 152V151H42ZM85 152V151H84ZM123 152V151H122ZM174 152V151H173ZM176 152V151H175ZM178 152V151H177ZM195 152V151H194ZM203 152H204V150H203ZM245 152H246V150H245ZM248 152V151H247ZM4 153V152H3ZM44 153H45V151H44ZM89 153V152H88ZM167 153V152H166ZM179 153V152H178ZM198 153V152H197ZM243 153V152H242ZM253 155H254V153L253 152H251ZM251 153H249V154H251ZM13 154H14V152H13ZM42 154V153H41ZM189 154V153H188ZM1 155H3V154H1ZM76 155H78V154H76ZM80 155V154H79ZM85 155H87L86 153H84V156L83 157H85ZM90 155V154H89ZM89 155H87V156H89ZM92 155H93V153H92ZM169 155H171L170 153H169ZM184 155V154H183ZM187 155V154H186ZM185 155V156H186ZM264 155V154H263ZM5 156H6V154H5ZM13 156V155H12ZM115 156H119V158H117V157H115ZM175 155L173 154V157H174ZM188 156V155H187ZM250 156V155H249ZM252 156V155H251ZM262 156V155H261ZM8 157V156H7ZM169 157H172V156H169ZM172 157V158H173ZM188 157H190V156H188ZM197 157V156H196ZM241 157V156H240ZM239 157V158H240ZM48 158V157H47ZM78 158V157H77ZM87 158H89V157H87ZM87 158H85V161H86V159ZM157 158V157H156ZM165 158V157H164ZM176 159H177V157H175ZM174 158V159H175ZM238 158V159H239ZM75 159V158H74ZM170 159V163L169 164H167V162H169V161H167V160H169ZM169 159H167L166 161V164L167 165H169V168H166V166L164 167V168H166V169H168V171L171 169L170 168V166L173 164L174 165V163H171V162H174V161H171V158H169ZM180 158H178V161H180L179 160ZM191 159V158H190ZM201 159V158H200ZM203 159V158H202ZM253 159V158H252ZM23 160V159H22ZM48 160V159H47ZM84 160V159H83ZM257 160H258V158H257ZM78 161V160H77ZM80 161V160H79ZM85 161H83V165H84V162ZM88 161V160H87ZM182 161V160H181ZM194 161H197V160H194ZM201 161V160H200ZM51 162V161H50ZM76 162V161H75ZM163 162V161H162ZM176 163L175 164H177L178 162L177 161H175ZM192 162V161H191ZM79 163V162H78ZM185 163V162H184ZM198 163V162H197ZM196 163V164H197ZM204 163V162H203ZM77 164V163H76ZM102 164V163H101ZM181 164V163H180ZM180 164H179V166H180ZM182 164H183V162H182ZM181 164V165H182ZM204 164H206V162L204 163ZM240 164V163H239ZM49 165V164H48ZM80 165V164H79ZM118 165H120L119 167H118ZM162 165V166H163ZM195 165V164H194ZM237 165V164H236ZM242 165V164H241ZM76 166V165H75ZM78 166V165H77ZM85 166H86V163H85ZM113 166H114V164H113ZM175 166V165H174ZM198 166H199V163H198ZM264 166V156H262V157H260V159L258 160V162L256 163V165H255V171H254V175L252 176V175H250L251 177H249V178H247L246 180H247V183L245 184L246 186H248L249 185V183H252V182H254V181H252L253 180V178H254V176H256V175H259V172H261V171H263L264 169L262 168ZM72 167V168H71ZM83 167V166H82ZM168 167V166H167ZM172 167V166H171ZM178 167V166H177ZM182 167V166H181ZM187 167V166H186ZM200 167V166H199ZM77 168V167H76ZM81 168V167H80ZM88 168H90L89 167V165H88ZM163 168V167H162ZM161 168V170L160 171H162V170H165L164 168L162 169ZM188 168V167H187ZM196 168V167H195ZM211 168V167H210ZM173 169V168H172ZM188 169H190V168H188ZM34 170V169H33ZM175 171H176V169H175ZM193 171H195V170H193ZM251 171V170H250ZM10 172V171H9ZM13 172V171H12ZM177 172H178V170H177ZM242 172V171H241ZM248 171H246V173H247ZM3 173H4V171H3ZM7 173V172H6ZM20 173V172H19ZM34 173V172H33ZM46 173V172H45ZM76 173L74 174V176H77L76 175ZM115 173V174H114ZM166 173H168V172H166ZM191 173V172H190ZM237 173V172H236ZM244 173V172H243ZM242 173V174H243ZM246 173H244L245 174V176L247 177L248 175H246ZM12 174V173H11ZM23 174V173H22ZM35 174V173H34ZM160 174V173H159ZM175 174H176V172H175ZM187 174V172H185L184 173V175H186ZM231 174V173H230ZM241 174V173H240ZM239 174V175H240ZM244 174H243V176H244ZM252 174V173H251ZM10 175V174H9ZM8 175V176H9ZM19 175V174H18ZM18 175H15V176H18ZM169 175L170 174H168L167 176L169 177ZM189 175V174H188ZM237 176H238V174H236ZM262 175H264L263 173H262ZM261 175V176H262ZM24 176L26 177V175L24 174ZM162 176V175H161ZM183 176V175H182ZM235 176V175H234ZM237 176H236V178H237ZM242 176V177H243ZM19 177V176H18ZM21 177V176H20ZM23 177V176H22ZM21 177V178H22ZM24 177V178H25ZM67 177H66V181H67ZM87 177V178H86ZM241 177V176H240ZM12 179H15L16 177H14V176H12L11 177ZM28 178V177H27ZM86 178V179H85ZM154 178V177H153ZM170 178V177H169ZM234 178V177H233ZM239 178V177H238ZM238 178H237V181H238ZM244 178V177H243ZM256 178H257V176L254 178V180H256ZM263 178V177H262ZM261 177H260V179H262ZM12 179H10V180H12ZM32 179V178H31ZM35 179V178H34ZM180 179H182V178H180ZM232 179V178H231ZM239 179H241V178H239ZM8 180V179H7ZM9 180V181H10ZM24 180H27V181H30L29 180V178L28 179H24ZM45 180V181H44ZM225 180V179H224ZM228 180V179H227ZM65 181V180H64ZM81 181V182H80ZM201 181V180H200ZM232 181V180H231ZM243 181V180H242ZM241 181V182H242ZM252 181V182H251ZM22 182V181H21ZM33 182V181H32ZM34 182H35V180H34ZM63 182V181H62ZM87 182V183H86ZM192 182V181H191ZM199 182V181H198ZM222 182V181H221ZM246 182V181H245ZM257 182V181H256ZM24 183V182H23ZM31 183V182H30ZM81 183V184H80ZM182 183V182H181ZM200 183V182H199ZM227 183V182H226ZM230 183V182H229ZM239 183V182H238ZM38 184V183H37ZM44 184V185H43ZM69 184V185H68ZM80 184V188L79 189H77V191H76V185H79ZM177 184H179V183H177ZM22 185V184H21ZM31 185V184H30ZM36 185V184H35ZM58 185H59V189H58ZM67 185V186H66ZM201 185V184H200ZM20 186V185H19ZM38 186V185H37ZM243 186V185H242ZM253 186V185H252ZM26 187H28L27 185H26ZM31 187V186H30ZM198 187H199V185H198ZM233 188V187H232ZM237 188V187H236ZM30 189V188H29ZM36 189V190H37ZM61 189V190H60ZM200 189V188H199ZM246 189V188H245ZM248 190H250L251 188H247ZM179 190V189H178ZM203 190V189H202ZM234 190V189H233ZM241 190V189H240ZM252 190V189H251ZM255 190V189H254ZM262 190V189H261ZM41 191H42V193H41ZM82 191H81V193H82ZM238 191V190H237ZM243 191H244V189L243 190H241V192H240V197L241 196H244V193H243ZM246 191V190H245ZM253 191V190H252ZM28 192V191H27ZM174 192V191H173ZM248 192V191H247ZM258 193L260 192V191H257ZM263 192V191H262ZM40 193H41V195H40ZM177 193V192H176ZM256 194V193H255ZM261 194V193H260ZM263 194V193H262ZM238 195V194H237ZM28 196V195H27ZM30 196V197H31ZM62 196V195H61ZM65 196V197H66ZM236 196V195H235ZM254 196H256V195H254ZM258 196V195H257ZM260 196V195H259ZM252 197V196H251ZM251 197H244V199H250V200H252L251 199ZM94 199L93 201L94 202H98V203H101V204H103V206H104V204H105V206L106 207H111V206H116L117 208H119V211H120V209H121V211L122 210H124V212H125V214H124V216L121 214V213H119V212H113V211H110V210H108V209H106V207L104 208V209H102L106 214H108L112 219H114V220H112L113 222H117L118 220H121L120 222H124V226H122V224H119L118 222H117V224H119L120 226H118V225H113L112 224V226L113 227H111V224L110 225H106V224H109L108 223V219H107V223L104 225V223L102 224V222H98V221H103V219L102 218H100V216L98 217V215L97 216H95L94 218H100L101 220H98V219H95V220H98V221H94L88 214L89 213H91V211L93 210L92 208H94L93 206H90V204L88 203V201H92V199ZM174 198V197H173ZM234 198V197H233ZM236 198V197H235ZM257 198V197H256ZM81 199V198H80ZM200 199V198H199ZM43 200V199H42ZM88 200V201H87ZM233 200V199H232ZM237 200V199H236ZM249 200V201H250ZM12 201H14V200H12ZM41 201V200H40ZM84 201V202H83ZM168 201V200H167ZM166 201V203H168ZM230 201V200H229ZM200 202V201H199ZM220 202V201H219ZM226 202V201H225ZM256 202H257V200H256ZM262 202V201H261ZM166 203H165V206H166ZM247 203V202H246ZM43 204V203H42ZM88 204H89V206H88ZM108 204H109V206H108ZM254 204V203H253ZM262 204V203H261ZM111 205V206H110ZM226 206H227V204H226ZM229 206H230V204H229ZM228 206V207H229ZM236 206H237V204H236ZM256 206H257V204H256ZM41 207V206H40ZM164 207V206H163ZM162 207V208H163ZM201 207V206H200ZM254 207V206H253ZM42 208V207H41ZM112 209H113V207H111ZM161 208V209H162ZM186 208H188V207H186ZM185 208V209H186ZM235 208V207H234ZM95 209V208H94ZM226 209V208H225ZM229 209V208H228ZM96 210H97V207H96ZM100 209H98V211H99ZM117 210V209H116ZM187 210H189V209H187ZM186 210V211H187ZM93 211H95V210H93ZM92 211V212H93ZM118 211V210H117ZM185 211V210H184ZM100 213H101V211H99ZM123 212V213H124ZM183 212V211H182ZM94 213V212H93ZM161 213V212H160ZM159 213V214H160ZM189 213V212H188ZM203 213V212H202ZM232 213L233 212H231V211H229V210H225V211H221V212H219L218 214H217V216H216V218H214L215 216H213V218H211V224H212V228H213V226L217 223L218 225H220V227H221V230H223L224 232H225V234L227 233L231 238H232V242H230L232 245H230V243L227 245V247L225 248V251L223 252V255L221 256V257H219L218 259H216L215 260V264H264V222H261L262 220L264 221V208L263 209H256V208H254L253 210H250V212L249 213H246V214H243V212L242 213H235V214H233L232 215ZM96 213H94V215H95ZM104 214V213H103ZM159 214H158V216H159ZM196 214V213H195ZM90 215H92V217H93V214H90ZM101 215V214H100ZM187 215V214H186ZM156 216V215H155ZM182 216V215H181ZM239 216V219H241L242 221H235L234 220V218L235 217H238ZM241 216H243V217H241ZM101 217H104V216H101ZM107 217V216H106ZM178 217V216H177ZM193 217V216H192ZM224 217H225V219H224ZM154 218H156V217H154ZM238 219V220H239ZM250 219H252L251 220V222H253V223H250ZM106 220V219H105ZM191 220V219H190ZM111 221V222H112ZM143 221V220H142ZM183 221V220H182ZM216 221V222H215ZM109 222H110V220H109ZM145 222V221H144ZM156 223V222H155ZM187 223V222H186ZM101 224V225H100ZM116 224V223H115ZM150 224V223H149ZM214 224V225H213ZM216 224V225H217ZM94 225V226H93ZM144 225V224H143ZM243 226H250L251 228H249V227H247V228H249V229H244L243 228ZM145 227V226H144ZM161 227V226H160ZM90 228V227H89ZM88 228V229H89ZM92 228V229H93ZM150 228V227H149ZM151 228H153V226L151 227ZM158 228V227H157ZM212 228H210L209 229V231H213V229ZM154 230H155V227L153 228ZM160 229V228H159ZM90 230V229H89ZM142 230V229H141ZM146 230V229H145ZM149 230V229H148ZM147 231V230H146ZM158 231V230H157ZM156 231V232H157ZM161 231V230H160ZM208 231V232H209ZM218 231V230H217ZM217 231H213V232H217ZM0 232H1V230H0ZM70 232V231H69ZM155 232V233H156ZM159 232V231H158ZM93 233V232H92ZM146 233V232H145ZM148 233H150V232H148ZM151 233H153V232H151ZM160 233V232H159ZM162 233H163V230H162ZM161 233V235H164V234H162ZM3 234H4V232H1L0 233V259H2V263H4L5 262V260L8 258V256H9V254H8V251H9V248L10 247H8V245H7V242H6V238H2L3 237ZM71 234V233H70ZM147 234V233H146ZM154 234V233H153ZM166 234V233H165ZM88 235H90V234H88ZM145 235V234H144ZM234 235V236H233ZM117 236H120V237H117ZM165 236V235H164ZM168 236V237H167ZM169 236H171L170 234H166V236H165V238L167 237V239L169 238ZM153 237H155L154 235H153ZM78 238H80L79 236H78ZM106 239V240H109V241H111V240H113V238H115L117 241H116V244L115 245H113V244H107V243H104L101 239ZM171 238H172V236H171ZM175 238L176 237H174V238H172L173 239V241L175 240ZM83 239V238H82ZM157 239V238H156ZM171 239V240H172ZM84 240V241H85ZM170 239H169V241H171ZM80 241V240H79ZM83 241V240H82ZM154 241V240H153ZM176 241H177V239H176ZM175 241V242H176ZM230 241V240H229ZM244 241H249L248 242V244H250L249 245V248H247V249H245L244 247L245 246H247V245H245L244 244ZM103 242V243H102ZM194 242L195 241H193V243L192 244H188L187 246H185V248L184 249H182V246L181 245H178L179 243H178V241H177V246H175L174 244H170V246L169 247H167L168 249L169 248H171V246L173 247V253L171 252H169L168 253V251H170V250H168L167 251V253L169 254L167 257H169V258H167L166 256V258L169 260V261H175L174 259L175 258H177V256H178V258H181V257H184V256H188L190 253H193V252H195L196 250H197V248H198V246L195 248L194 247ZM100 243H102V244H100ZM111 243H112V241H111ZM139 243V244H138ZM154 243V242H153ZM152 243V244H153ZM160 243V242H159ZM151 244V243H150ZM92 245V246H93ZM161 246V245H160ZM31 247H34L37 251L35 252V256H37V254H39V250H38V248L37 247H35V246H33V245H31ZM30 247V248H31ZM103 248L104 247H106V246H102ZM108 247V248H109ZM122 247H124V250H123V248ZM141 247V246H140ZM143 247V246H142ZM163 247V246H162ZM158 248H160V247H158ZM140 249H143V248H140ZM156 249V248H155ZM161 249V248H160ZM172 249V248H171ZM102 250V249H101ZM108 250V249H107ZM96 251V250H95ZM95 251H93V252H95ZM108 251V252H109ZM136 251V250H135ZM139 251V250H138ZM149 251V250H148ZM147 251V252H148ZM159 251V250H158ZM162 251V250H161ZM163 251H165V250H163ZM188 251V252H187ZM98 252V251H97ZM96 253V252H95ZM149 254V253H148ZM181 255V257H180V255ZM200 254V253H199ZM97 255H99V254H97ZM116 255V256H117ZM163 255V254H162ZM102 256V255H101ZM161 253L158 255V257L159 258H157L158 260H160V261H164L161 257H163V256H161ZM105 257V255L103 256V257H100L99 256V258L101 259V262L104 264V258ZM149 257L151 258H154V256H151V255H149ZM193 259L195 260L196 259V262H205L206 260H205V258L203 259V258H200L199 256H195V255H193ZM96 258V257H95ZM99 258H97V259H99ZM113 258V259H112ZM137 258V259H136ZM164 258V257H163ZM165 258V259H166ZM177 258V259H178ZM54 259V258H53ZM111 259V260H110ZM155 259V258H154ZM157 259H155V260H157ZM176 259V260H177ZM190 259V258H189ZM56 260V259H55ZM186 260V259H185ZM193 260V261H194ZM58 261V262H59ZM184 261V260H183ZM192 261V260H191ZM32 262V264L34 263V261H30V263ZM55 262V261H54ZM132 262H134V261H132ZM181 262V261H180ZM1 263V264H2ZM102 263H98V264H102ZM107 263V262H106ZM209 263V262H208ZM56 264V263H55ZM58 264H60V263H58ZM107 264H109V263H107ZM190 264V263H189ZM214 264V263H213Z\"/></svg>",
    "mask_w": 264,
    "mask_h": 264
}]
</instances>
